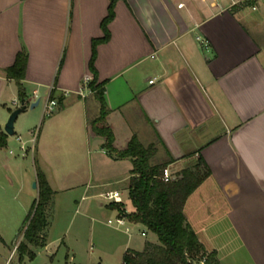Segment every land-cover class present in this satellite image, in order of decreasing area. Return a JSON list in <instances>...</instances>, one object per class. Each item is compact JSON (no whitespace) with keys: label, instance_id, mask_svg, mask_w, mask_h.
<instances>
[{"label":"crops","instance_id":"0c3cea01","mask_svg":"<svg viewBox=\"0 0 264 264\" xmlns=\"http://www.w3.org/2000/svg\"><path fill=\"white\" fill-rule=\"evenodd\" d=\"M111 1L0 0V134L7 137L0 161L13 146L19 119L21 125L43 119L39 133L27 130L29 139L19 142L27 148L25 155L21 149L25 161L33 155V168L24 169L18 158L17 164L12 158L4 164L8 175L20 170L13 197L22 205L33 207L39 196L33 186L38 185L37 167L55 191L47 244L39 248L48 247L50 230L62 213L74 219L81 210L88 217L101 208L108 224L126 219L125 227L114 228L117 233L130 235L132 227H143L117 204L95 201L111 190L124 197L133 169L130 160L108 152L104 137L91 132L90 122L101 106L93 94H80L85 77L94 76L93 42L104 37L102 22ZM242 4L118 0L110 40L98 45L95 68L98 82H105L115 146L126 148L134 136L144 146L155 144L154 163L175 160L168 166L175 174L203 159L211 176L186 203L188 224L208 252H217L221 264H264V3L250 27L245 12L252 8ZM21 51L29 56L25 104L7 72ZM53 91L58 106L46 116ZM23 105L28 109L9 136L5 126ZM79 158L87 164H79ZM83 170L88 178L72 180L71 174ZM125 204L124 199L131 213ZM147 241L141 250H127L143 251Z\"/></svg>","mask_w":264,"mask_h":264},{"label":"trees","instance_id":"16d2710c","mask_svg":"<svg viewBox=\"0 0 264 264\" xmlns=\"http://www.w3.org/2000/svg\"><path fill=\"white\" fill-rule=\"evenodd\" d=\"M118 0H112L109 13L102 22L104 37L93 42V56L90 68L93 78L89 88L99 101L101 109L97 118L90 122L91 132L106 139L105 148L116 159H128L133 164L129 181L128 197L132 212L127 213L124 203L117 204L121 213L131 222L143 226L151 237L143 251L129 249L124 254L123 264H200L206 258V264H221L216 251L208 252L190 227L185 216V206L189 197L211 176V170L203 159L176 174L170 183L162 180L164 169L175 160L154 163L158 149L155 144L144 146L134 136L127 147L120 150L115 146V135L108 125L110 110L105 101V82L96 78V51L99 44L110 40L109 25L115 19V6ZM251 6L250 3H246ZM29 56L26 51L18 53L15 64L7 70L11 79L17 82L19 99L26 103L23 81L26 78ZM53 91L50 99L56 100ZM6 135L0 134V147L6 145ZM39 196L28 215L25 227L21 230L23 237L18 251L35 258L30 247H45L46 229L49 226V210L55 191L51 188L46 174L37 167ZM155 238V240H154Z\"/></svg>","mask_w":264,"mask_h":264},{"label":"rangeland","instance_id":"374dc122","mask_svg":"<svg viewBox=\"0 0 264 264\" xmlns=\"http://www.w3.org/2000/svg\"><path fill=\"white\" fill-rule=\"evenodd\" d=\"M243 3L244 5L241 6L247 8L246 2ZM259 6L262 7L263 4L261 3ZM245 13L248 19L246 20L248 27L252 26L254 17L261 15L260 12L252 11V9L247 10ZM21 121L22 119L17 121V133L13 137V146H9V149H6L7 152L4 151V156L0 161V264H123L124 254L128 248L141 250L143 242L151 239L150 235L143 237L142 232L147 234V231L143 227H132L130 235L117 233L114 229L116 226L109 225L108 217H104L105 210L99 208L100 212L98 214L88 217L86 212L81 210L74 219H72L73 217L67 218L62 213L56 218L50 230L48 247L32 248L35 258L31 259L29 255H23L21 260V253L17 248L23 237H20L19 233L25 227L26 220L33 207L22 205L17 201V197L14 199L13 196H17V171L19 174L20 170L16 169L14 174L8 175L4 169V164L6 159L10 158L16 159L17 164L18 158L23 161L20 163L24 169L26 166L32 169L33 155L30 153L25 161L21 151L23 144L19 143L18 137L21 136L22 142L25 143L29 139L26 135L27 130H36L39 133L40 129L45 127L42 126L43 119L39 124H36L32 118L26 120L23 125L20 124ZM21 126L24 128V132L20 130ZM10 150L16 155H11ZM18 154L20 156H17ZM78 163L87 164V160L86 158H79ZM28 167L26 168L29 170ZM83 171L71 174L72 180H75V178L79 180L88 178V171ZM8 176L12 177L9 181ZM12 184L13 186H11ZM59 199L62 200L63 196H60ZM124 199L125 205L132 209L127 192L124 193ZM95 201L106 203L104 198ZM112 220L114 221V218ZM128 240L129 245L127 244Z\"/></svg>","mask_w":264,"mask_h":264},{"label":"built area","instance_id":"2783aa9c","mask_svg":"<svg viewBox=\"0 0 264 264\" xmlns=\"http://www.w3.org/2000/svg\"><path fill=\"white\" fill-rule=\"evenodd\" d=\"M243 2H246V3H250L251 4V8L252 10L256 11L258 10L259 8V4L263 3L264 0H243ZM207 46V44H206ZM92 80V77L91 76H87L85 77L84 79V89L81 91V95L84 97V96H87L88 94H93L92 91L90 90L89 88V84ZM154 81H151V83H153ZM87 93V94H86ZM57 106H58V102L57 100H51L49 99L46 104H45V107H44V114L46 116H50L52 115L55 110L57 109ZM22 137L19 136L18 137V141L19 142H22ZM22 151L24 152V155L26 154L27 152V148L25 145H22L21 147ZM176 174L171 171V169L169 167H167L166 169H164L163 171V175H162V180L165 182V183H170L172 182L173 180L176 179ZM102 198H104L107 202L109 203H114V204H121V203H124V197H123V194L118 191V190H111V191H107L105 193H103L102 195ZM109 224L110 225H115L117 227H125L126 224H127V221L124 217H119L117 219H115L114 221L113 220H110L109 221ZM127 232H130V229L127 228L126 229ZM143 236L146 235V233H143L142 234ZM200 264H206V258H204Z\"/></svg>","mask_w":264,"mask_h":264},{"label":"water","instance_id":"95a60500","mask_svg":"<svg viewBox=\"0 0 264 264\" xmlns=\"http://www.w3.org/2000/svg\"><path fill=\"white\" fill-rule=\"evenodd\" d=\"M39 105V101L36 102V103H33L31 106H30V109L33 110L35 107H37ZM28 109V106L27 105H23L21 107H19L17 110H15L9 120H8V123L7 125L5 126V132L9 135V136H14L15 135V122L17 121V118L18 116L23 113L25 110ZM34 187L37 188L38 185L37 183H34Z\"/></svg>","mask_w":264,"mask_h":264}]
</instances>
